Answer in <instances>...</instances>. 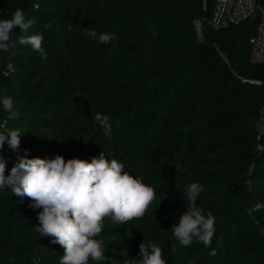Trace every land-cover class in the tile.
Instances as JSON below:
<instances>
[{
  "label": "trees",
  "instance_id": "16d2710c",
  "mask_svg": "<svg viewBox=\"0 0 264 264\" xmlns=\"http://www.w3.org/2000/svg\"><path fill=\"white\" fill-rule=\"evenodd\" d=\"M213 7L214 0H0V19L17 8L35 18L27 33L14 27L8 51L0 50V90L20 113L10 120L0 107V125L24 133L19 154L90 162L103 152L155 191L142 217L104 219L95 238L105 260L88 264L142 259L144 240L161 248L166 264H264V207L253 211L264 205V62L251 61L249 40L259 13L214 28ZM196 20H204L201 34ZM89 27L117 39L99 44L82 34ZM31 34L43 36L46 58L19 43ZM97 113L109 117L111 138ZM0 156L8 175L17 154L7 141ZM193 182L204 189L197 207L215 219L211 247L181 246L171 230ZM30 203L0 190V264H59L63 249L39 235L42 209Z\"/></svg>",
  "mask_w": 264,
  "mask_h": 264
},
{
  "label": "clouds",
  "instance_id": "9594fccd",
  "mask_svg": "<svg viewBox=\"0 0 264 264\" xmlns=\"http://www.w3.org/2000/svg\"><path fill=\"white\" fill-rule=\"evenodd\" d=\"M34 23L35 18L25 19L22 8H17L10 19H0V50L8 51L14 27L19 26L23 33H27ZM81 29L83 35L99 44L117 39L115 33L98 34L92 27ZM42 42L41 34L19 37L21 45L30 46L46 58ZM7 92L6 87L0 90V107L8 113V119L16 120L20 113ZM94 120L103 128L104 135L111 138L113 129L109 117L97 113ZM23 134L21 129L4 128L0 131V148L7 141L9 148L17 154L8 175L5 174L6 159L0 156V190L8 188L18 197H28L30 208L42 209L38 213L36 230L41 236L52 237L51 242L62 247L59 264H88L90 259L103 262L104 246L95 237L101 233L104 219L110 217L114 224L123 225L142 217L156 199L153 187L125 171L124 165L116 159H106L103 152L90 162L78 158L65 160L61 155L53 159L28 158L26 149L20 155ZM203 191L196 182L187 186V211L171 228L181 246H190L196 240L211 247L215 219L211 212L204 215L196 204ZM262 207L264 205L256 204L253 211ZM209 254L214 255L215 250ZM138 256L142 259L134 258L130 264H166L161 248L152 240H144L139 245Z\"/></svg>",
  "mask_w": 264,
  "mask_h": 264
},
{
  "label": "built area",
  "instance_id": "2783aa9c",
  "mask_svg": "<svg viewBox=\"0 0 264 264\" xmlns=\"http://www.w3.org/2000/svg\"><path fill=\"white\" fill-rule=\"evenodd\" d=\"M259 13V21L254 34L250 37L251 61L264 62V3L259 0H214L212 15L207 21L214 28L236 24ZM204 20H196L195 23ZM262 146L259 145V149Z\"/></svg>",
  "mask_w": 264,
  "mask_h": 264
},
{
  "label": "rangeland",
  "instance_id": "374dc122",
  "mask_svg": "<svg viewBox=\"0 0 264 264\" xmlns=\"http://www.w3.org/2000/svg\"><path fill=\"white\" fill-rule=\"evenodd\" d=\"M196 26H197V30H198L199 34H201L204 24L196 22Z\"/></svg>",
  "mask_w": 264,
  "mask_h": 264
}]
</instances>
